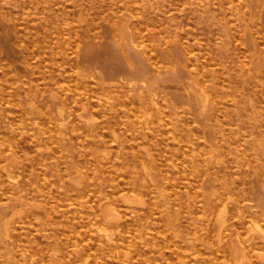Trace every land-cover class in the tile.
Wrapping results in <instances>:
<instances>
[{
  "label": "rangeland",
  "instance_id": "1",
  "mask_svg": "<svg viewBox=\"0 0 264 264\" xmlns=\"http://www.w3.org/2000/svg\"><path fill=\"white\" fill-rule=\"evenodd\" d=\"M0 142V264H264V0H0Z\"/></svg>",
  "mask_w": 264,
  "mask_h": 264
},
{
  "label": "bare ground",
  "instance_id": "2",
  "mask_svg": "<svg viewBox=\"0 0 264 264\" xmlns=\"http://www.w3.org/2000/svg\"><path fill=\"white\" fill-rule=\"evenodd\" d=\"M86 92V91H85ZM89 98V97H88ZM86 99H87V97H86ZM88 106V105H87ZM0 145H3V143L2 142H0ZM11 146V145H10ZM8 150H9V148H8ZM7 150V151H8ZM5 156V155H4ZM7 178L9 179V180H11L12 179V177L11 176H7ZM198 207V206H197ZM220 215V214H219ZM95 227V226H94Z\"/></svg>",
  "mask_w": 264,
  "mask_h": 264
}]
</instances>
